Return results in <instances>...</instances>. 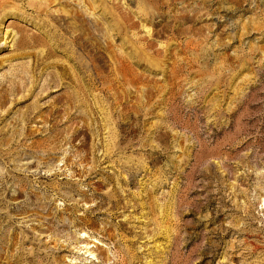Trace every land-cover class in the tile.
<instances>
[{"label": "rangeland", "instance_id": "obj_1", "mask_svg": "<svg viewBox=\"0 0 264 264\" xmlns=\"http://www.w3.org/2000/svg\"><path fill=\"white\" fill-rule=\"evenodd\" d=\"M39 1L0 3V264H264V0Z\"/></svg>", "mask_w": 264, "mask_h": 264}, {"label": "bare ground", "instance_id": "obj_2", "mask_svg": "<svg viewBox=\"0 0 264 264\" xmlns=\"http://www.w3.org/2000/svg\"><path fill=\"white\" fill-rule=\"evenodd\" d=\"M50 0H41V2L39 1V2H37L38 4H36V6H35V8L39 11V10H41V12H43V11H47V7L48 6H50L49 5V2ZM2 2V5H4L5 4V2H6V0H0V3ZM89 2V1H88ZM89 4H91V3H89ZM91 7H92V5H91ZM49 11V10H48ZM88 8H86L84 11H82L81 13H82V15H83V18H85L86 16H84V15H86L88 12ZM61 12H62V10H61ZM55 18L57 17V18H60V19H64L66 16L64 15V14H62V13H60V12H58V14H54L53 15ZM73 24H74V27H72V33H73V39H74V41L73 42H75V44H79V46L81 47V48H84V49H87L89 46H91L90 45V40L88 39V36L87 35H85V33H79L77 30L79 29V28H83V26H82V24L81 23H79L78 22V20H77V17L75 18V20L73 21ZM79 27V28H78ZM93 46V45H92ZM91 48V47H90ZM131 50V49H130ZM100 51V50H99ZM91 52V51H90ZM51 52L48 50V52H47V56L50 54Z\"/></svg>", "mask_w": 264, "mask_h": 264}]
</instances>
